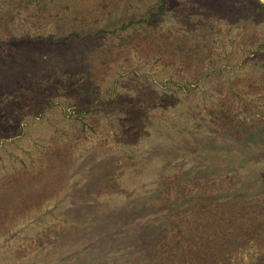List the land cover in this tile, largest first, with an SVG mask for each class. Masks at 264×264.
Listing matches in <instances>:
<instances>
[{"label": "rangeland", "instance_id": "1", "mask_svg": "<svg viewBox=\"0 0 264 264\" xmlns=\"http://www.w3.org/2000/svg\"><path fill=\"white\" fill-rule=\"evenodd\" d=\"M154 2L0 0V264H264V0Z\"/></svg>", "mask_w": 264, "mask_h": 264}, {"label": "trees", "instance_id": "2", "mask_svg": "<svg viewBox=\"0 0 264 264\" xmlns=\"http://www.w3.org/2000/svg\"><path fill=\"white\" fill-rule=\"evenodd\" d=\"M168 1L169 0H155V2L153 4L154 6H151L149 8V11L147 12V15L144 18H141L139 20V22H141V23H147L149 21L156 20L160 15H162L164 13V10L167 8ZM132 23L133 22H130L129 23L130 27L133 25ZM125 27H127V26H125ZM100 36H101V33H97L95 35V37H100ZM92 37H94V36H92ZM87 38H81L78 34H72L68 38H65L64 39V42H68V43H74L75 41H77V42H85V40ZM74 69H76L79 72V75L78 76H79V78H80L81 81H83L85 79V77H87L90 80H92V77H91L92 76V73L90 71H94L95 70V68H93L92 66L87 65V66H81L80 68H76V66H75L74 68H71V70H73V71H74ZM118 206L120 207V209H122V207L119 205V203L117 205V208H118ZM117 210L118 209H112L113 212H116ZM208 239L209 238H207V242H208ZM202 243H205V240H202ZM183 252H180L179 253V254H181L180 257H182L181 261H184L185 257H189L192 261L194 260V255L196 253L194 251V247L193 246L188 247V250L184 254V256H182L183 255ZM156 253H157L156 251H153V253L152 252H149V254H148L149 260L148 261L150 263H152V264H165V263H162L157 258V254ZM135 259H138V258H135ZM135 261H138V260H135Z\"/></svg>", "mask_w": 264, "mask_h": 264}]
</instances>
